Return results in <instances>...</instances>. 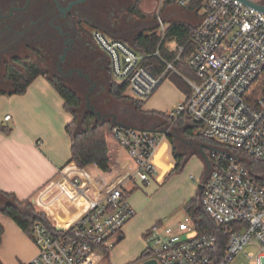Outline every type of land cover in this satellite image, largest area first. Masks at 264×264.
Returning a JSON list of instances; mask_svg holds the SVG:
<instances>
[{
  "label": "built area",
  "instance_id": "1",
  "mask_svg": "<svg viewBox=\"0 0 264 264\" xmlns=\"http://www.w3.org/2000/svg\"><path fill=\"white\" fill-rule=\"evenodd\" d=\"M158 33L163 39L168 27L160 16L166 0H152ZM192 0H175L186 6ZM257 1V0H252ZM202 14L192 33L193 49L183 60L196 82L187 78L191 95L167 112L169 119L186 117L198 124L201 134L235 152L208 154L210 169L201 192L202 205L225 236L223 251L213 232L198 233L186 214L175 225L156 222L143 234L142 255L127 264H230L246 246L256 248L246 257L264 264V171L253 172L245 162L255 158L264 165V13L240 0H203ZM92 39L106 55L110 77L136 100L149 99L169 71L182 75L174 62L181 60L184 47L175 41V53L158 75L149 72L142 60L151 54L138 53L128 42L92 31ZM158 55V50L152 53ZM184 77V76H183ZM10 116H4L7 121ZM119 147L136 163L129 177L149 184L156 169L151 161L158 137L130 125H113ZM124 182L79 217L70 227L52 234L36 222L31 228L37 254L23 264H97L117 243L123 225L135 210L123 194Z\"/></svg>",
  "mask_w": 264,
  "mask_h": 264
},
{
  "label": "crops",
  "instance_id": "2",
  "mask_svg": "<svg viewBox=\"0 0 264 264\" xmlns=\"http://www.w3.org/2000/svg\"><path fill=\"white\" fill-rule=\"evenodd\" d=\"M145 22L146 30L143 32L157 26L153 17L147 16ZM100 52L103 53L101 50ZM180 76L184 81L185 78L193 82L197 80L189 69L186 74ZM165 80L169 83L163 87L160 85L149 99L143 101L139 112L134 108L129 111L128 115L135 114L137 118H142V125L126 118L122 112L120 116L118 113L113 114L115 120L141 129L154 130L155 135L156 125L160 126L157 130H166L162 129L166 125L164 119L156 121V114L146 116L141 113L158 112L167 115L170 111L165 110L167 106L178 96L182 97V101L188 98L192 87L186 81L190 91L185 94L167 76ZM126 91L124 95L135 99L131 94H126ZM7 114L10 119L5 121L4 116ZM72 119L70 112L64 108L63 99L46 77L37 76L22 93L13 90L0 95V124L10 129L9 132L0 130V190L14 193L19 200H29L35 209L45 214L53 229L59 231L70 227L101 201L108 191L124 182L123 192L135 213L123 225L120 234L122 238L118 243L135 237V241H139L145 231L156 222L175 225L180 221L166 223L164 219L172 208L182 203L186 197L194 195L195 187L188 184V193L181 200L169 203V181L166 182V179L176 165L173 148L176 151L182 150L183 144V152H177L184 154L186 146L190 145L185 141L184 135H191L189 130L192 129H196L201 135L199 127L182 116V125L176 127L182 136L177 137L180 140L178 147L175 146L174 140L170 141V133L163 134L164 138L157 135L158 143L151 157L156 174L149 184L141 187V184L129 179L136 170V163L123 148H118L116 163L111 164L108 171L100 170L95 164L78 168L74 162H69L71 142L65 128ZM196 151L200 161L195 158L193 169L199 177L196 179V176L190 175V179L199 183L204 177L206 166L200 153ZM197 194L198 189L195 197ZM159 201H166L169 206L156 211V203ZM183 210L186 215L185 209ZM0 224L3 227L0 242L2 264H23L37 254L38 247L10 217L0 214ZM141 247L139 245L136 251V259L145 249Z\"/></svg>",
  "mask_w": 264,
  "mask_h": 264
},
{
  "label": "flooded vegetation",
  "instance_id": "3",
  "mask_svg": "<svg viewBox=\"0 0 264 264\" xmlns=\"http://www.w3.org/2000/svg\"><path fill=\"white\" fill-rule=\"evenodd\" d=\"M137 1L0 0V92L13 90L36 71L69 87L87 88L94 106L110 113L101 102L110 84L108 59L92 31L124 37L138 32L137 24L121 27Z\"/></svg>",
  "mask_w": 264,
  "mask_h": 264
},
{
  "label": "trees",
  "instance_id": "4",
  "mask_svg": "<svg viewBox=\"0 0 264 264\" xmlns=\"http://www.w3.org/2000/svg\"><path fill=\"white\" fill-rule=\"evenodd\" d=\"M141 1L142 0H138L137 4L131 7L132 12L142 14L139 7ZM202 1L203 0H192L186 6L189 9L197 10L200 8ZM166 3H175V0H166L165 4ZM167 25L168 27L163 39H161L158 28L156 27L148 32L140 31L134 35L131 41L132 46L138 53L151 54L145 57L142 62L151 74L158 75L165 69L164 60L172 61L174 59L175 53L171 51L169 44L175 41L184 47V52L181 55V60L174 62V67L181 74H186L188 68L184 65L183 60L194 47L191 37L195 25H188L180 21H170ZM156 50H158V55H152ZM38 74V72L32 71L24 82L17 85L13 90L18 93L24 92ZM167 77L185 94L190 91L187 89L186 81H184L180 75L169 71ZM110 79L111 82L108 86V93L116 99L129 98L124 95L127 89L126 84H118L113 81L111 77ZM259 79L264 82V73ZM49 81L63 99L65 110L70 112L73 117L72 121L65 128L71 142V157L69 162H74L78 168H84L89 164H95L102 171L110 170V165L116 163L118 148H120L117 140L112 135L113 124L111 118L101 121L98 120L90 110L86 109L80 111L81 100L71 87L59 80L49 79ZM13 90L0 92V95L9 93ZM129 99L133 101L135 111L139 112L143 105V101ZM95 109L98 110L97 107H95ZM141 114L146 116H153L154 114L164 116V114L158 112ZM127 118L136 121L137 124H143L141 121L142 118H137L135 114H130ZM195 125L199 127L198 124ZM0 130L9 132L10 129L0 124ZM189 132L192 135L193 131L189 130ZM169 139L173 142L172 137H169ZM173 154L176 165L170 173L180 170L182 161H184V154H179L175 148H173ZM245 159L251 171H264V165L259 163L255 158L246 157ZM184 209L186 214L191 217L196 231L198 233L213 232L218 238V251H223L225 236L205 211L201 196L197 194L195 198L190 199L185 204ZM0 214L10 217L27 235H31V228L36 222L46 225L52 234L57 233L50 225L43 212L35 209L29 200H19L14 193L0 190ZM2 233L3 227L0 224V242ZM0 264H2L1 261Z\"/></svg>",
  "mask_w": 264,
  "mask_h": 264
},
{
  "label": "rangeland",
  "instance_id": "5",
  "mask_svg": "<svg viewBox=\"0 0 264 264\" xmlns=\"http://www.w3.org/2000/svg\"><path fill=\"white\" fill-rule=\"evenodd\" d=\"M257 1L264 4V0H257ZM153 6H154V3L152 0H142L139 6L142 14L133 13L130 9H128L127 15L129 19L122 20L121 27H123L124 29H127L137 24L139 28L138 32L146 30L144 29L146 28L144 25L147 24L145 22L147 20V16L153 17L155 19L153 14L148 13L149 11H152ZM201 14H202L201 9L192 10V9H189L187 6L181 7V6H177L174 3L167 4V5L163 3L160 9V16L165 22L180 21L188 25H195L196 23H198L199 17H201ZM156 25H157L156 27L158 28L159 27L158 24ZM138 32H135L129 37L116 35L114 33H110V34L113 37L122 39L128 42L129 44H132L131 43L132 38ZM110 82H111V79H110ZM168 83H169L168 80H165L160 85L161 87H163L167 85ZM72 89L77 93V95L79 96L81 100L80 111L81 110L84 111L86 109L89 110L86 106V98H85L88 89L79 88V87H73ZM126 94H131V93L129 91H126ZM181 101H182V97L178 96V98H175L173 102L169 104V106H167L165 110L176 109L179 102ZM101 102H102V105L104 106L103 107L104 109H107V110L111 109L112 111L110 112L112 114L118 113L119 116H120V113L122 112V114L124 113L126 118L129 116L128 115L129 111H132V109L134 108V103L129 98H124V99L113 98L108 93L107 86L105 90L102 92ZM89 103L91 105H94L93 101L91 100L89 101ZM162 119L167 121L165 127H163L162 129H166L168 133L173 135L172 137L174 138L173 140H174L175 146L178 147L180 140H178L177 137H182V136L180 135L179 131H177L176 127L181 126L183 123V120L181 119V117L177 119H169L167 115H164V116L156 115V121L157 120L161 121ZM157 128H160V126L156 125V129ZM196 131H197L196 129L193 130L192 132L193 136L184 135L185 141L190 143V145L186 146L187 148L184 151V161L181 164L180 170L172 172L166 179V182L169 181V185L167 187L168 189L167 196L169 199V203H173L174 201L181 200L183 196L188 193L190 189V186H189L190 184L191 186L194 185L195 187L193 191L194 195H190L186 197L182 203L172 208L170 210V213L165 216L164 221L166 223L183 220L185 216L184 210H183L185 202H187L188 200L192 198H195V193H196L198 183L190 179V175L196 176L195 177L196 179L199 177V174L196 172L195 169H193L195 158L198 159V156L196 155L197 153L195 152H197L196 150H198L199 145H202V149L204 153L206 154H210L212 151H214L213 149L221 150V151L229 150V151L235 152V150L232 147L223 146L215 139L205 137L202 134L197 135ZM157 135L160 138H164L163 133H157ZM182 145H181L182 150H179V149L177 150L179 153H182L184 150L183 148H185L183 147L184 145L183 146ZM141 187H144V185H141ZM167 206L169 205H167L166 201H159L156 203V211L161 208H165ZM28 236L33 241L32 235H28ZM135 238L134 239L129 238L127 240L120 241L117 245H115L112 249H110V251L107 252V254H105L104 257L101 260H99L97 264H127L131 261L136 260V257H135L136 251L139 248V245L145 248V242H144L143 237L139 241H135ZM248 252H252L255 254L257 250L256 248L252 246H246L243 249V251H241L230 264H255V260L253 258L249 259L246 257V254Z\"/></svg>",
  "mask_w": 264,
  "mask_h": 264
},
{
  "label": "water",
  "instance_id": "6",
  "mask_svg": "<svg viewBox=\"0 0 264 264\" xmlns=\"http://www.w3.org/2000/svg\"><path fill=\"white\" fill-rule=\"evenodd\" d=\"M241 2H243L245 5H248L262 13H264V4L261 3V2H258V1H252V0H240ZM92 88H90L89 91H91ZM89 93L87 94L86 96V106L87 108L90 110V112L92 114H94L96 116V118L98 120H101V121H104L105 119H107L108 117H111V122L113 125H126V124H123L121 122H118L115 120V115L113 114H102L99 110H96L95 109V106L94 105H91L89 103ZM145 130H148L150 132H154V130H151V129H145ZM156 133H163V134H167V131L166 130H157L156 129ZM197 135H199L200 133L197 132L196 133ZM212 149V148H211ZM214 151H217L216 149H213ZM198 152L200 153L204 163H205V166H206V171L204 173V177L202 179L201 182L198 183L197 185V189H198V195L200 196L201 195V192H202V189H203V186H204V180L208 174V171L210 169V160L208 158V154L204 153L203 149H202V145H199V148H198ZM121 236L118 237V241L121 240ZM155 262L153 260H150V261H146V264H154Z\"/></svg>",
  "mask_w": 264,
  "mask_h": 264
}]
</instances>
